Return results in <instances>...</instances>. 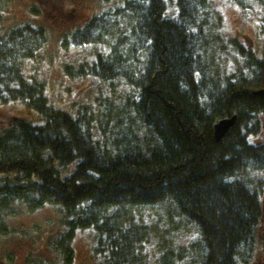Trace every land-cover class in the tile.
<instances>
[{
    "label": "trees",
    "instance_id": "16d2710c",
    "mask_svg": "<svg viewBox=\"0 0 264 264\" xmlns=\"http://www.w3.org/2000/svg\"><path fill=\"white\" fill-rule=\"evenodd\" d=\"M231 1L242 10L264 4ZM10 2L0 0V104L22 102L41 123L16 118L0 132V212L15 204L60 206L67 232L50 245L67 263L74 231L93 228L103 264H145L151 234L135 221L160 209L193 226L198 239L179 252L160 243L157 264L187 256L196 264H250L263 216L250 175L264 172V143L250 136L264 124L257 94L264 55L214 37L211 0H127L70 37L75 46L107 44L109 53L65 70L72 79L130 86L137 97L124 105L127 121L103 100L97 111L70 114L51 107L44 84L24 75L23 64L37 57L48 34L30 23L4 30ZM228 42L247 70L221 77L213 72L212 45ZM232 117L234 127L216 142L214 126Z\"/></svg>",
    "mask_w": 264,
    "mask_h": 264
},
{
    "label": "rangeland",
    "instance_id": "374dc122",
    "mask_svg": "<svg viewBox=\"0 0 264 264\" xmlns=\"http://www.w3.org/2000/svg\"><path fill=\"white\" fill-rule=\"evenodd\" d=\"M127 0H11L2 15L4 30L30 23L45 27L48 40L35 59L23 64V72L29 81L44 84L45 96L53 108L75 114L81 107L99 108V101H105L113 114L120 117L124 105L137 93L121 81L112 84L96 78L72 79L67 67L90 66L100 54H108V45L75 46L70 37L83 28L93 17L120 8ZM210 15L219 26L211 27L220 40L237 39L251 49L260 59L264 55V4H254L250 10H242L231 0H211ZM127 24L123 27L126 29ZM130 31V30H129ZM213 35V34H212ZM212 54L213 72L225 77L233 72L246 71V59L229 44L219 43ZM264 89V88H262ZM261 89V90H262ZM123 114V113H122ZM127 112L126 115L131 116ZM16 118L33 124L41 120L36 110L22 102L0 104V132ZM121 119V117H120ZM231 119V118H229ZM237 120V119H236ZM127 117L123 114V122ZM113 123H108L112 128ZM255 144L264 143V124L258 135L250 136ZM253 188L259 191L263 216L257 233L255 254L250 264H264V172L250 175ZM136 223L148 226L150 241L146 244L145 264H157L159 244L164 243L177 249H188L197 239L196 229L179 218L170 219L162 210L144 212ZM67 218L58 205L45 203L30 210L25 205L15 204L0 212V264H103L102 257L95 252L97 233L93 228L74 231L71 240L72 257L57 252L50 242L57 241L67 232ZM189 254V253H188ZM182 262V261H181ZM197 258L187 256L183 263L196 264Z\"/></svg>",
    "mask_w": 264,
    "mask_h": 264
},
{
    "label": "water",
    "instance_id": "95a60500",
    "mask_svg": "<svg viewBox=\"0 0 264 264\" xmlns=\"http://www.w3.org/2000/svg\"><path fill=\"white\" fill-rule=\"evenodd\" d=\"M257 94L259 96L264 97V89L260 90ZM235 123H236V117H232L231 119H224L218 122L214 126V137H215L216 142H219L220 140H222V138L226 135V133L232 127H234Z\"/></svg>",
    "mask_w": 264,
    "mask_h": 264
}]
</instances>
